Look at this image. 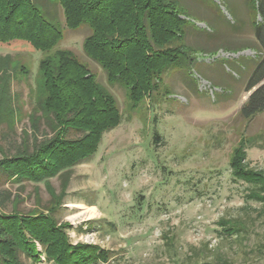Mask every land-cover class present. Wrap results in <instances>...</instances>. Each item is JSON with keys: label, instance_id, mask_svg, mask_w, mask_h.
<instances>
[{"label": "rangeland", "instance_id": "374dc122", "mask_svg": "<svg viewBox=\"0 0 264 264\" xmlns=\"http://www.w3.org/2000/svg\"><path fill=\"white\" fill-rule=\"evenodd\" d=\"M177 1L184 37L172 47L188 59L138 102L87 57L83 46L91 30L68 29L60 6L55 11L64 37L52 50L0 42V56L11 58L0 72V96L8 78L14 98L11 127L5 124L9 111L0 114V161L25 149L23 140L33 149L35 137L41 142L52 135L45 123L36 130L49 94L41 62L52 58L55 64L60 51L88 65L121 117L90 160L67 173L44 182L0 179V216L24 219L53 210L70 226L72 246H99L110 252L108 264H264V207L245 200L248 185L233 181L230 168L244 143L248 166L264 172V113L249 120L241 115L250 96L247 81L262 56L249 0ZM222 220L243 231L227 236ZM33 242L42 253L36 264H53ZM20 260L34 263L24 255Z\"/></svg>", "mask_w": 264, "mask_h": 264}, {"label": "trees", "instance_id": "16d2710c", "mask_svg": "<svg viewBox=\"0 0 264 264\" xmlns=\"http://www.w3.org/2000/svg\"><path fill=\"white\" fill-rule=\"evenodd\" d=\"M57 6L63 10L68 29L89 27L84 53L106 72L110 84L126 88L132 102L158 90V82L171 69L185 66L187 53L180 49L173 52L172 47L175 40L184 37L183 7L177 0H0V42L25 41L38 51L52 50L64 37ZM248 6L262 56L245 88L250 96L241 115L247 120L264 113V0H249ZM57 56L55 64L52 58L41 62L49 94L40 104L44 118L35 116L36 130L45 123L52 135H42L41 142L35 137L33 149L23 140L25 149L21 146L15 154H4L0 161L2 182H44L64 170L67 173L71 167L88 162L102 136L120 123L114 97L100 85L88 65L71 51H60ZM10 59L0 56V72L9 69ZM10 90V80L5 78L0 114L9 111L7 127H11L14 113ZM159 141L156 134V144ZM246 161L243 143L234 151L231 176L236 183L248 185L246 201L264 207V172L251 169ZM53 213L24 219L0 216V264H24L22 255L35 264L40 262L42 253L33 241L53 264H108L111 254L99 246H72L67 234L70 226L58 222ZM221 225L229 237L243 231L231 220H222Z\"/></svg>", "mask_w": 264, "mask_h": 264}, {"label": "bare ground", "instance_id": "6f19581e", "mask_svg": "<svg viewBox=\"0 0 264 264\" xmlns=\"http://www.w3.org/2000/svg\"><path fill=\"white\" fill-rule=\"evenodd\" d=\"M75 208H79V207L76 206ZM89 210L93 211V210H96V209L95 208H90Z\"/></svg>", "mask_w": 264, "mask_h": 264}, {"label": "crops", "instance_id": "0c3cea01", "mask_svg": "<svg viewBox=\"0 0 264 264\" xmlns=\"http://www.w3.org/2000/svg\"><path fill=\"white\" fill-rule=\"evenodd\" d=\"M94 208V207H93Z\"/></svg>", "mask_w": 264, "mask_h": 264}]
</instances>
